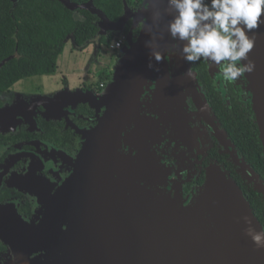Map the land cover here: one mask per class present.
<instances>
[{"label":"water","instance_id":"95a60500","mask_svg":"<svg viewBox=\"0 0 264 264\" xmlns=\"http://www.w3.org/2000/svg\"><path fill=\"white\" fill-rule=\"evenodd\" d=\"M56 1L69 11H88L99 19V32L90 42L76 46L73 37L65 40L66 45L78 50L88 43L98 48L99 39L107 32L120 36L126 22L133 18L138 21L148 17L151 24L150 10L142 8L132 10L125 5L123 16L111 22L91 1L83 5ZM253 34L255 45L249 59L256 67L238 79L246 82L264 151V26L249 33ZM149 39L142 30L138 41L129 40L128 51L115 69L114 82L104 93L110 96L108 103L101 104L105 110L95 127L78 133L82 146L73 171L52 200L50 212L42 222L45 225L39 228L47 248L44 259L52 260V264H264V249H257L245 236L249 225L242 218L247 217L257 231L263 227L242 190L218 166L208 170L205 186L192 206L184 205L156 185L160 160L148 144L147 135L156 124L154 119L162 120L158 108L176 112L186 102L164 98L174 92L168 76L172 63L168 54L173 42L166 33L153 45L164 55L159 64L152 62L154 79L148 81L144 75L150 69V50L145 47ZM176 48L180 68L186 73L190 66L181 58L179 46ZM11 59L3 60L0 68ZM207 63L213 74L215 65ZM187 77L184 79L191 85ZM148 82H153L156 90L153 97L148 95L144 108L140 97ZM73 93L76 102L82 101L79 91ZM205 110L208 111L207 105ZM215 134L224 142L225 136ZM234 154V161L247 174V180L264 195L259 176ZM140 179L145 185L140 184Z\"/></svg>","mask_w":264,"mask_h":264},{"label":"flooded vegetation","instance_id":"af4514ba","mask_svg":"<svg viewBox=\"0 0 264 264\" xmlns=\"http://www.w3.org/2000/svg\"><path fill=\"white\" fill-rule=\"evenodd\" d=\"M141 5L128 8L138 10ZM140 31L139 25L134 26L133 21L128 20L120 36L107 32L101 37L103 41L99 39L98 48L88 43L85 49L91 47L90 58L87 68L80 70L81 77L75 81L74 76L58 74L59 85L52 93L39 87H26L22 91L15 88L18 82L7 90H0V264H52V260L44 259L47 248L39 228L45 225L42 222L50 212L52 200L60 194L73 171L82 146L79 131L96 126L98 117L105 110L101 98L114 82L115 69L128 51L126 44L131 39L138 41ZM118 37L124 41L115 51L110 46ZM168 56L172 60L168 76L174 92L164 98L185 99L186 104L176 112L158 108L162 120L154 119L156 124L147 135L148 144L160 160L156 185L187 206L196 202L211 167H220L238 186L249 187L247 174L234 161V152L239 155L236 146L211 107V103L218 100L215 93L226 106L219 107L221 111L231 106L229 101L236 105L251 104L243 92L247 90L245 81L226 82L221 71L213 75L206 62L212 95L207 84L201 83L199 78L198 63L203 59L197 64L188 63L192 73L191 78L187 77L189 85L180 68L178 48L171 47ZM92 65L96 67L94 71L89 70ZM98 67L102 71H98ZM103 75L108 76V80L101 81ZM144 75L148 81L155 77L153 69ZM218 78L223 81L219 86ZM146 83L140 97L144 101L143 107L148 95L153 97L156 90L153 82H148L147 86ZM75 91H79L78 97L82 101L76 102ZM151 112L153 114V109ZM168 115L179 118L170 120ZM215 132L225 136L224 142H220ZM260 181L264 184L262 179ZM139 182L145 185L143 180Z\"/></svg>","mask_w":264,"mask_h":264},{"label":"trees","instance_id":"16d2710c","mask_svg":"<svg viewBox=\"0 0 264 264\" xmlns=\"http://www.w3.org/2000/svg\"><path fill=\"white\" fill-rule=\"evenodd\" d=\"M13 1L0 0V63L8 57H13L0 68V90H7L13 84L27 78L55 74L68 37L74 38L76 46H82L95 38L99 32L98 17L88 11H69L56 0H18L15 4ZM90 1L111 22H117L123 16L125 5L129 7L144 2V0H70L77 5ZM198 65L200 81L207 84L208 92L213 95L206 61L202 60ZM108 78L103 75L100 80L106 81ZM215 98L218 100L216 102L213 100L211 107L224 123L237 152L264 181V151L251 104L246 102L236 105L229 101L231 106L221 111L219 107L226 106L219 94L215 93ZM250 184L249 187L236 185L242 190L254 216L264 229V195L257 192L252 183Z\"/></svg>","mask_w":264,"mask_h":264},{"label":"clouds","instance_id":"9594fccd","mask_svg":"<svg viewBox=\"0 0 264 264\" xmlns=\"http://www.w3.org/2000/svg\"><path fill=\"white\" fill-rule=\"evenodd\" d=\"M141 8L150 10L151 24L148 17L133 18V24L150 36L145 43L150 50L148 68L153 67V61L159 64L164 59L153 45L166 33L173 42L171 47L179 46L186 63L203 59L210 66L214 64L221 68L226 82H235L255 70V63L249 59L255 36L249 33L264 26V0H144ZM184 75L192 77L191 71ZM242 219L249 225L245 236L257 249H264V229L257 231L247 217Z\"/></svg>","mask_w":264,"mask_h":264},{"label":"rangeland","instance_id":"374dc122","mask_svg":"<svg viewBox=\"0 0 264 264\" xmlns=\"http://www.w3.org/2000/svg\"><path fill=\"white\" fill-rule=\"evenodd\" d=\"M112 44V43H111ZM93 45V44H92ZM95 45V44H94ZM90 51H91V47L85 49H75L74 47H72L71 44H67L63 54L60 56L59 60H58V70L57 72L54 74V76L51 77H43V76H35L32 78H27L25 80H22L20 82H18V84L15 86L16 89H21L22 91L24 89H26V87L28 88H37L39 87L41 90L43 91H50L49 93L54 92V90L57 89V86L59 85V80H58V74H68L71 76H74V80L78 81V78L81 77L80 75V70L83 67L84 69H86V65L88 63L89 60V56H90ZM102 54L103 57H105V49L102 48ZM106 58H109L108 56H106ZM105 58V61H106ZM104 61V59H103ZM85 65V66H84ZM96 68L94 65H92L90 67L89 70L94 71ZM98 71H102L101 69H99V67L97 68ZM219 71H221V68L215 65V69L213 70V74L216 75L217 73H219ZM98 74V73H97ZM87 76H89V74H87ZM91 77V76H90ZM87 79V77H86ZM90 80V79H88ZM245 81V80H242ZM223 81L222 79L218 78L217 80V84L219 86V84H222ZM246 85V82H245ZM247 89V86H246ZM34 90V89H31ZM244 94L248 95V99H249V94H248V90L245 89L243 90ZM16 94H19L18 92H16Z\"/></svg>","mask_w":264,"mask_h":264},{"label":"built area","instance_id":"2783aa9c","mask_svg":"<svg viewBox=\"0 0 264 264\" xmlns=\"http://www.w3.org/2000/svg\"><path fill=\"white\" fill-rule=\"evenodd\" d=\"M123 41H124L123 38H119V39H117V40H114V41L112 42L110 48H111L112 50L118 51V50L122 47V45H123ZM114 42H119V45H120V46H119V47H116Z\"/></svg>","mask_w":264,"mask_h":264},{"label":"bare ground","instance_id":"6f19581e","mask_svg":"<svg viewBox=\"0 0 264 264\" xmlns=\"http://www.w3.org/2000/svg\"><path fill=\"white\" fill-rule=\"evenodd\" d=\"M109 99H110V96H109V94L107 95V96H103L102 98H101V101H103V104H105V103H108V101H109ZM91 102V101H90ZM94 104V103H93ZM74 165V164H73Z\"/></svg>","mask_w":264,"mask_h":264},{"label":"crops","instance_id":"0c3cea01","mask_svg":"<svg viewBox=\"0 0 264 264\" xmlns=\"http://www.w3.org/2000/svg\"><path fill=\"white\" fill-rule=\"evenodd\" d=\"M51 76H54V74L53 75H46V76H43V77L47 78V77H51Z\"/></svg>","mask_w":264,"mask_h":264}]
</instances>
